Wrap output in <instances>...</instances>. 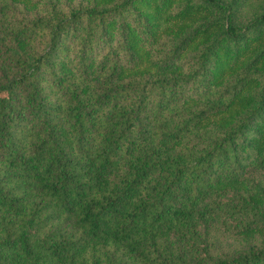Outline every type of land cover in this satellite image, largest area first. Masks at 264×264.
Listing matches in <instances>:
<instances>
[{"label": "trees", "instance_id": "trees-1", "mask_svg": "<svg viewBox=\"0 0 264 264\" xmlns=\"http://www.w3.org/2000/svg\"><path fill=\"white\" fill-rule=\"evenodd\" d=\"M244 1L0 0V264H264Z\"/></svg>", "mask_w": 264, "mask_h": 264}, {"label": "rangeland", "instance_id": "rangeland-1", "mask_svg": "<svg viewBox=\"0 0 264 264\" xmlns=\"http://www.w3.org/2000/svg\"><path fill=\"white\" fill-rule=\"evenodd\" d=\"M71 1V0H70ZM78 0H72V2ZM86 2H90L93 0H84ZM154 4H152L151 11H153ZM264 11V0H246L242 3L241 8L237 12V22L244 23L254 18L257 15H260ZM194 18L200 19L205 17L206 11L203 8H196L193 11ZM182 17L176 22H170L164 28L167 30H171L170 32L178 31L182 23Z\"/></svg>", "mask_w": 264, "mask_h": 264}]
</instances>
